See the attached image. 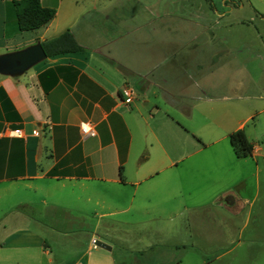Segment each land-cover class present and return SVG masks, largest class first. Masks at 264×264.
I'll return each mask as SVG.
<instances>
[{
  "label": "crops",
  "instance_id": "obj_1",
  "mask_svg": "<svg viewBox=\"0 0 264 264\" xmlns=\"http://www.w3.org/2000/svg\"><path fill=\"white\" fill-rule=\"evenodd\" d=\"M14 1L0 0V54L66 29L82 49L0 74V264H64L65 254L66 264H116L95 241L130 209L171 226L180 210L202 208L185 217L198 234L219 223L212 208L248 220L245 170L264 172V26L258 43L236 41L230 17L247 5L263 21L264 0H41L55 15L23 32ZM15 128L21 137L7 135ZM237 130L250 156L222 146ZM61 240L69 251L54 255Z\"/></svg>",
  "mask_w": 264,
  "mask_h": 264
},
{
  "label": "rangeland",
  "instance_id": "obj_2",
  "mask_svg": "<svg viewBox=\"0 0 264 264\" xmlns=\"http://www.w3.org/2000/svg\"><path fill=\"white\" fill-rule=\"evenodd\" d=\"M91 3L83 1L79 2L78 6L88 7ZM109 3L115 4L116 1ZM214 3L221 9H228L235 5L230 0H214ZM234 7V13L230 18L237 20L234 25L237 30L235 40L250 42L253 39L255 43H258L260 39H258L257 31L261 29L257 30V28L264 26V20L261 21L257 15L250 19L249 16L253 12L247 5L242 9H239L237 5ZM130 8H135V4ZM14 18L16 19L15 14ZM224 144L227 148L230 147L229 141L216 146L220 147ZM209 151L212 152V148ZM247 162L250 164L251 161ZM251 164V168L247 166L245 170L247 185L243 191L244 195L253 199L251 206L246 204L243 211V216L249 217L247 221L243 219L229 222L227 220L229 215L226 212L220 208H212L211 214L220 219L219 223L204 224L201 227L203 233L198 234L196 230L200 226L191 219L186 224L185 217L198 212L202 213V208L180 210L179 213H183L181 216L166 219L168 222L172 221L171 226L162 225L160 222L153 223L150 219L152 214L146 213L145 210L136 212L137 209H130L119 214L115 213L108 218L109 225L103 231V237L104 242L112 246L116 264H137L143 261L151 264H264V172H259L258 177L251 174L254 172V164L252 162ZM256 180L261 182L258 192L250 189L251 186L255 188ZM169 211L171 209L162 210V212ZM207 231L211 234L213 231L214 236L205 234ZM193 242L196 245H193ZM70 244L69 241L63 240L57 242L53 247L54 255L59 256L69 251L65 250L64 246ZM64 256V264L73 259L67 254Z\"/></svg>",
  "mask_w": 264,
  "mask_h": 264
},
{
  "label": "trees",
  "instance_id": "obj_3",
  "mask_svg": "<svg viewBox=\"0 0 264 264\" xmlns=\"http://www.w3.org/2000/svg\"><path fill=\"white\" fill-rule=\"evenodd\" d=\"M14 6L16 26L19 32L42 27L55 15V9L42 6L41 0H15ZM41 44L47 57L82 49L69 29ZM229 142L236 156L247 157L252 154V144L246 139L242 130L232 132L229 135Z\"/></svg>",
  "mask_w": 264,
  "mask_h": 264
},
{
  "label": "water",
  "instance_id": "obj_4",
  "mask_svg": "<svg viewBox=\"0 0 264 264\" xmlns=\"http://www.w3.org/2000/svg\"><path fill=\"white\" fill-rule=\"evenodd\" d=\"M45 58L46 52L40 41L23 48L4 52L0 54V74L12 77L20 76ZM95 244L110 250V246L100 240L95 241Z\"/></svg>",
  "mask_w": 264,
  "mask_h": 264
},
{
  "label": "built area",
  "instance_id": "obj_5",
  "mask_svg": "<svg viewBox=\"0 0 264 264\" xmlns=\"http://www.w3.org/2000/svg\"><path fill=\"white\" fill-rule=\"evenodd\" d=\"M122 96H123L122 100L125 103H130L132 101L133 97H134V91L129 86H125L122 89ZM80 128H81L82 132L84 134H86V135H94L95 134V131L92 128V126L89 123H87V122H82L80 124ZM33 133L34 134H38L37 130H33ZM7 135L8 136L21 137L22 136V131L19 128H15V129L9 130L7 132Z\"/></svg>",
  "mask_w": 264,
  "mask_h": 264
}]
</instances>
